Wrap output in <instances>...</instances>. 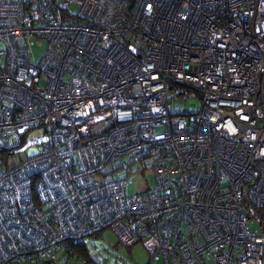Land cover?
I'll return each instance as SVG.
<instances>
[{
	"label": "built area",
	"instance_id": "1",
	"mask_svg": "<svg viewBox=\"0 0 264 264\" xmlns=\"http://www.w3.org/2000/svg\"><path fill=\"white\" fill-rule=\"evenodd\" d=\"M37 125L0 167V264L104 228L146 264H264V0H0V149Z\"/></svg>",
	"mask_w": 264,
	"mask_h": 264
},
{
	"label": "rangeland",
	"instance_id": "2",
	"mask_svg": "<svg viewBox=\"0 0 264 264\" xmlns=\"http://www.w3.org/2000/svg\"><path fill=\"white\" fill-rule=\"evenodd\" d=\"M27 44L29 48V60L35 62L40 55L42 49L45 46V40L43 38L29 37L27 38ZM177 106L184 105L188 109L195 107V100L188 99L181 103L175 101ZM96 127H92L91 131H96ZM43 127L37 125L29 128L24 134V140L28 141L36 136L42 134ZM41 146V143L28 144L23 149L8 153L6 155L7 163L15 162L29 154L37 151ZM121 159L115 160L114 163H119ZM113 163V164H114ZM153 184V178L149 170L143 169L142 172H133L126 175V192H134L136 190L149 188ZM248 217V215H247ZM246 223L250 230L256 231L257 225L254 220L247 218ZM83 243L85 244L87 251L95 259L97 264H146L148 261V253L140 242L133 243L132 245L124 246L116 243L115 236L110 229L104 228L99 231V234L89 235L83 237ZM64 260L62 253L59 251L55 253L54 259L42 262L41 260H24L21 264H82L83 261L75 254L68 255ZM154 263L158 264L155 260ZM96 264V263H93ZM207 264H212L210 260H207Z\"/></svg>",
	"mask_w": 264,
	"mask_h": 264
},
{
	"label": "trees",
	"instance_id": "3",
	"mask_svg": "<svg viewBox=\"0 0 264 264\" xmlns=\"http://www.w3.org/2000/svg\"><path fill=\"white\" fill-rule=\"evenodd\" d=\"M8 153H12L11 150H7V149H0V167H4L6 166L8 163L6 161V155ZM100 231V230H99ZM99 231H96L90 235H98L99 234ZM89 236V235H87ZM116 243L120 244L119 242L116 241ZM123 245V244H122ZM124 246H128V245H124ZM61 252L62 253V256L64 257V260L66 259V257L68 255H71V254H75L76 256L78 255L80 257V259H82L83 263L82 264H93V263H96L97 262L95 261V259L93 257H91V255L89 254V252L87 251V248L85 246V244L83 243V239L80 243H77V244H70L68 246V248H63L62 250H57V251H54L52 257H49V258H39V259H34V260H41L42 262H47L48 260H52L54 259V255L56 252Z\"/></svg>",
	"mask_w": 264,
	"mask_h": 264
},
{
	"label": "water",
	"instance_id": "4",
	"mask_svg": "<svg viewBox=\"0 0 264 264\" xmlns=\"http://www.w3.org/2000/svg\"><path fill=\"white\" fill-rule=\"evenodd\" d=\"M42 140H44V136H40L38 138H35V139H31V140H28V141H25L22 145H20L18 148L12 150V152H16V151H19L21 149H23L24 147H26L28 144H31V143H39L41 142Z\"/></svg>",
	"mask_w": 264,
	"mask_h": 264
},
{
	"label": "crops",
	"instance_id": "5",
	"mask_svg": "<svg viewBox=\"0 0 264 264\" xmlns=\"http://www.w3.org/2000/svg\"><path fill=\"white\" fill-rule=\"evenodd\" d=\"M57 253V252H56ZM55 256V255H54Z\"/></svg>",
	"mask_w": 264,
	"mask_h": 264
}]
</instances>
